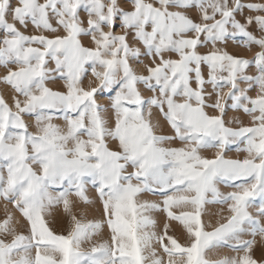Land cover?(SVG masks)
Listing matches in <instances>:
<instances>
[{"label": "snow or ice", "instance_id": "6c2138e0", "mask_svg": "<svg viewBox=\"0 0 264 264\" xmlns=\"http://www.w3.org/2000/svg\"><path fill=\"white\" fill-rule=\"evenodd\" d=\"M131 4V10H125L118 0L107 4L18 0L14 6L11 0H0L4 33L0 65L7 68L0 83L18 94L12 97L15 111L0 95V197L29 226L27 235L18 233L19 221L13 223L5 205L0 264H258L252 250L256 236L264 240V35L257 37L248 27L255 22L264 32V15H248L241 22L235 14L245 8L264 13V3L131 0ZM192 7L199 10L201 22L186 11L170 10ZM81 8L87 13V27L79 17ZM53 19L66 34L26 35L17 27L31 24L41 32L56 33ZM117 20L123 29L120 34L114 31ZM82 36H89L94 46H84ZM238 36L245 47L259 45L252 59L217 47V42ZM209 43V51H198ZM165 53L179 58H165ZM141 57L153 58L152 64L144 65L146 74L133 67L143 63ZM49 60L54 68L47 66ZM11 64L18 67H8ZM252 65L255 75L247 74ZM89 68L98 83L92 86L89 80L85 88ZM55 80H63L65 90L48 86ZM138 85L152 95H143ZM254 86L259 91L253 97L248 91ZM105 91L114 93L107 105L97 102V94ZM153 108L159 109L172 135L157 134L160 125L153 123ZM229 108L250 116L252 126H226ZM25 116L35 118V132L29 130ZM61 116L66 130L53 123ZM227 123L241 122L233 116ZM175 140L183 146L171 147ZM109 142H117L116 150ZM233 146L247 155L226 158ZM207 149L216 150L214 158L201 155ZM129 166L133 171H126ZM89 182L99 195L111 236L110 242L102 240L84 250L82 244L91 241L103 224L82 223L72 214L68 196L75 189L90 204L85 193ZM218 183L236 190L221 192ZM53 186L62 189L56 196L49 192ZM143 192L159 194L162 202L138 201ZM60 203L72 222L66 235L54 232L45 219V212ZM208 204H227L231 213L211 231L202 221ZM188 207L191 211L183 210ZM253 207L256 214L249 211ZM153 211H163L167 220L182 225L190 243L182 245L168 235L167 222L163 234L151 230L156 220L148 213ZM246 233L252 238L242 239ZM220 246L242 255L206 257L208 250Z\"/></svg>", "mask_w": 264, "mask_h": 264}, {"label": "rangeland", "instance_id": "374dc122", "mask_svg": "<svg viewBox=\"0 0 264 264\" xmlns=\"http://www.w3.org/2000/svg\"><path fill=\"white\" fill-rule=\"evenodd\" d=\"M18 0H11L12 5H16ZM42 3L43 0H40ZM104 2L107 4L109 0H104ZM146 2L149 3H156V0H146ZM119 5L124 8L125 10H131L132 4L131 0H118ZM241 3L243 4H248V3H264V0H241ZM234 0H229V5L233 6ZM158 6V4H156ZM170 10H181V11H186L187 14L196 22H201L199 10L196 9L195 7L189 8L187 10L183 9H170ZM209 12H211V9H209ZM264 15V13H256V12H251L247 8L243 10V12H237L236 19L240 20L241 22H244L245 17L248 15ZM79 17L82 21V26L87 27V13L84 11L83 8L79 10ZM219 19V15L216 17ZM9 21L11 22V18L9 16ZM208 23H211L212 21H207ZM53 26L57 27L58 30L56 33H51L47 31L41 32L40 30H37L33 25L29 24L27 28L21 27L20 25H17V27L20 28L21 31L25 32L26 35H40L43 34L45 36H48L49 38H53L55 35H64L66 34L64 32V29L62 26H57L55 19L52 20ZM229 31H232L231 25L228 26ZM107 30V28H105ZM150 30V27L148 28ZM248 30L251 31L254 35L257 37H260L264 35V32H261L258 25L253 22L251 25H249ZM114 31L117 34L122 33L123 29L120 26L119 20L116 21V25L114 28ZM3 31L0 30V37L3 36ZM189 36L194 35L192 33L188 34ZM81 42L84 46L86 47H93V43L91 41V38L89 36H82L81 37ZM33 47H41L40 45L33 44ZM137 46L142 47V45L137 44ZM212 45L209 43L206 47L199 48L198 51L201 53H206L211 49ZM217 47H220L222 49L227 50L229 53L233 55H238V56H243L244 58L252 59L255 55L256 52L260 51L259 45L253 44L249 47H245L242 43V38L237 37L235 39H228L224 43L217 42ZM165 58H172V59H178V55L174 53H165ZM152 57H141V60H143V63H135L133 64V67L137 70L138 74H146V69L144 68L145 64H152ZM156 63H159V58H156ZM49 68H54L55 63L54 61L49 60L48 65ZM154 66V65H152ZM8 67H11L15 69L18 67L15 64H11ZM7 72V68L4 66L0 65V76L5 75ZM205 77H207V69L206 67L203 69ZM226 74V73H225ZM247 74L249 75H255L257 74V70L254 65L250 66L247 69ZM91 80L93 82L92 86H95L96 83H98L95 80V77L92 76L91 73V68L88 69L87 75L83 79V86L85 88L88 87V82ZM49 87H52L54 90H59L63 91L65 90L63 87V80H55V81H49L47 82ZM193 87H195V83L193 82L192 84ZM141 93L145 96L152 95L151 92H149L143 85H138ZM241 87H247V84L244 82H241ZM209 90H211L209 86ZM227 91V89H225ZM259 89L258 87H252L248 91V95L250 96H255L258 93ZM114 93H111L109 91H105L102 93L97 94V102L107 105L109 96L113 95ZM0 95H3L6 102L10 105V107L13 108V111H15V107L13 105L12 97L14 95H18L14 92L13 89H11L10 86L5 85L3 83H0ZM19 99L23 100V96H19ZM177 99H182L180 97H177ZM214 99V97H213ZM229 104H231V100L228 101ZM206 111H209V114H219L218 112H215L214 110L211 109H206ZM147 114V113H146ZM235 116L239 118L240 124H235V123H227V121L231 120V118ZM25 121L29 124V130L35 132V118L33 116H25L24 117ZM153 123L154 124H159L160 127L156 129L157 134H168L172 135V129L170 125L167 124V121L164 120L163 115L159 112V109L153 108V117H152ZM226 120V126L229 127H239V126H252V121L251 117L248 116L247 114L243 113L242 110L239 111H234L231 108H229L227 115L225 117ZM53 123L59 124L61 128L66 130V122L63 120L62 116L57 117L53 120ZM114 124V120L110 121V126ZM86 139V137H84ZM116 144L117 142H109V147L113 148V150H116ZM184 142L175 140L174 142L171 143V147H181L183 146ZM169 146V145H165ZM240 147H243V145H240ZM215 149H207V150H202L201 155L212 159L215 157ZM226 158H231V159H243L247 153L246 152H238L236 150V147L233 146L229 151L226 152ZM123 163V161H121ZM126 171L131 172L133 169L129 166ZM135 182V181H134ZM217 187L221 192L227 193L231 191H235L236 189L234 187H230L226 184L223 183H218ZM62 189L58 186H53L49 188V192L51 195L56 196ZM85 193L91 200L90 204H85L75 193V189H73L69 193V200L72 201V214L77 217L82 223H87L89 220L92 221H100L103 224V227L100 229L99 233L95 236L92 237L91 241H86L82 244V248L84 250H89L93 244H98L102 240H108L110 242V229L107 227L106 223V217L103 214V205L99 199V195L96 191V188L89 182L85 184ZM187 194V193H186ZM191 195V194H188ZM209 198H211V194L209 193ZM163 197L160 196L159 194H154L152 192H143L137 196V200L142 202V201H152V202H157L161 203ZM5 205H7V210L10 211L13 215V223L17 224V221H19V224H17V231L24 233L25 235L28 234V228L29 226L27 225V221L23 218L22 214L13 207V205L4 200L2 197H0V220H3L6 216L5 212ZM206 207V212L202 215V221L205 224V230L211 231L213 228L218 226L220 223H224L226 218L231 214L228 211L227 204H208L205 206ZM185 211H191V208H185L183 209ZM175 212L181 211V209H173ZM250 212L253 214H256V209L255 207L249 209ZM148 215L152 216L156 220V226L154 230L158 234H163L164 229L163 225L165 222L169 224V230H168V235H172L174 238L178 240L179 243L182 245H187L190 243V239L186 233V231L183 229V226L180 225L176 221H170L167 220L166 214L163 211H153L148 213ZM45 219L48 221L49 226L52 228L54 232L57 234H64L66 235L67 232L71 229L72 222L70 219V216L68 213H66L63 209V204H57L53 205L47 212H45ZM262 222H264V219H262ZM7 239H11L10 236L6 237ZM250 234H244L242 236V239H251ZM256 244L253 246L252 250V255L253 258L257 260L258 264H264V240L261 239L260 236H256ZM165 242L167 243V240L165 238ZM157 251L159 254L164 256V259L166 260V254L163 253L162 248H160L158 245H156ZM34 249H33V255H34ZM237 255H242L241 252H236L232 250L228 246H220L217 248H213L208 250L206 257L210 260H217L220 259L224 256H237Z\"/></svg>", "mask_w": 264, "mask_h": 264}]
</instances>
